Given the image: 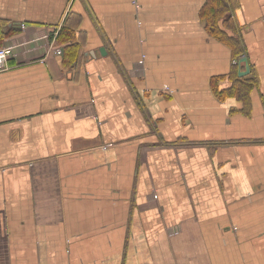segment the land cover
I'll list each match as a JSON object with an SVG mask.
<instances>
[{
    "label": "crops",
    "instance_id": "crops-1",
    "mask_svg": "<svg viewBox=\"0 0 264 264\" xmlns=\"http://www.w3.org/2000/svg\"><path fill=\"white\" fill-rule=\"evenodd\" d=\"M207 1L0 0V264H264V0L220 22L245 111Z\"/></svg>",
    "mask_w": 264,
    "mask_h": 264
},
{
    "label": "trees",
    "instance_id": "trees-1",
    "mask_svg": "<svg viewBox=\"0 0 264 264\" xmlns=\"http://www.w3.org/2000/svg\"><path fill=\"white\" fill-rule=\"evenodd\" d=\"M227 12L228 6L224 0H208L202 10V17L206 21L208 29L216 38L229 44L231 48L232 66L230 72L225 76L222 75L214 77V86L219 98L224 99L229 97L240 101L243 104V109L245 111L249 105L251 92L255 88L257 80L250 76L251 69L247 75H239V71L243 69L247 62H240L242 57L239 41L235 37L226 34L225 31L220 27V22L224 19ZM9 35H11V33L8 32L6 35L0 36V47H2V41L4 37ZM56 38L62 45V66L65 69H69L74 64V62H76L81 53L78 38L74 30L68 27H62L59 30ZM223 79H225L224 81L228 82V86H224L222 88L218 86V83Z\"/></svg>",
    "mask_w": 264,
    "mask_h": 264
},
{
    "label": "built area",
    "instance_id": "built-area-1",
    "mask_svg": "<svg viewBox=\"0 0 264 264\" xmlns=\"http://www.w3.org/2000/svg\"><path fill=\"white\" fill-rule=\"evenodd\" d=\"M57 53H60V50L58 49L56 51ZM10 54V50L7 47H0V70H3L7 67V60Z\"/></svg>",
    "mask_w": 264,
    "mask_h": 264
},
{
    "label": "water",
    "instance_id": "water-1",
    "mask_svg": "<svg viewBox=\"0 0 264 264\" xmlns=\"http://www.w3.org/2000/svg\"><path fill=\"white\" fill-rule=\"evenodd\" d=\"M102 52H103V51H102ZM240 62H241V63H242V62H246L245 58L240 59ZM248 72H249L248 66H247V64H245V69L240 70V71H239V75H240V76H244V75H246Z\"/></svg>",
    "mask_w": 264,
    "mask_h": 264
}]
</instances>
